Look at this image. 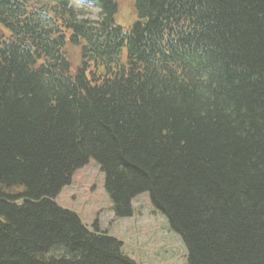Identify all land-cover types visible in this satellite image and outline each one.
<instances>
[{
  "label": "trees",
  "instance_id": "1",
  "mask_svg": "<svg viewBox=\"0 0 264 264\" xmlns=\"http://www.w3.org/2000/svg\"><path fill=\"white\" fill-rule=\"evenodd\" d=\"M87 1L0 0V264H139L56 202L90 159L186 264H264V0Z\"/></svg>",
  "mask_w": 264,
  "mask_h": 264
},
{
  "label": "rangeland",
  "instance_id": "2",
  "mask_svg": "<svg viewBox=\"0 0 264 264\" xmlns=\"http://www.w3.org/2000/svg\"><path fill=\"white\" fill-rule=\"evenodd\" d=\"M70 4L87 17H97L98 9L90 1L70 0ZM118 5L116 21L131 26L135 19L134 0H118ZM66 49L72 64L77 65L80 47L67 43ZM56 202L76 212L90 230L98 228L120 239L126 255L139 264L187 262L183 240L170 228L167 218L155 210L148 192L133 200L131 216L116 218L105 187V174L94 159L74 172L72 181L64 186Z\"/></svg>",
  "mask_w": 264,
  "mask_h": 264
}]
</instances>
